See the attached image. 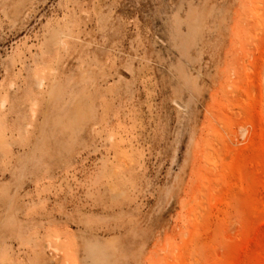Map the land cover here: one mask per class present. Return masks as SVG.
<instances>
[{
    "label": "rangeland",
    "instance_id": "obj_1",
    "mask_svg": "<svg viewBox=\"0 0 264 264\" xmlns=\"http://www.w3.org/2000/svg\"><path fill=\"white\" fill-rule=\"evenodd\" d=\"M93 246L264 264V0H0V264Z\"/></svg>",
    "mask_w": 264,
    "mask_h": 264
},
{
    "label": "bare ground",
    "instance_id": "obj_2",
    "mask_svg": "<svg viewBox=\"0 0 264 264\" xmlns=\"http://www.w3.org/2000/svg\"><path fill=\"white\" fill-rule=\"evenodd\" d=\"M198 21L200 22L201 20H198ZM198 21H197V23H198ZM199 24L201 25V23H199ZM198 30H199V26H198ZM200 30H201V28H200ZM195 31L197 32V30H195ZM198 34H201V32L199 33V31H198ZM88 253H89V255H88ZM88 253H87V255H88V259L90 260V264H104V262H105V255L101 251L100 248H96V246H93V247L89 248Z\"/></svg>",
    "mask_w": 264,
    "mask_h": 264
}]
</instances>
